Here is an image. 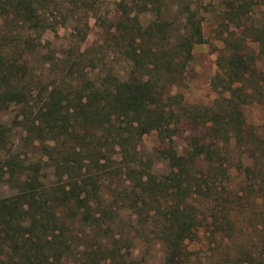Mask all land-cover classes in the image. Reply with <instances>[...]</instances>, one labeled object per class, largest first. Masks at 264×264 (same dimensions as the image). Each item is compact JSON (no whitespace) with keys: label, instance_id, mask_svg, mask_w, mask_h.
I'll return each mask as SVG.
<instances>
[{"label":"trees","instance_id":"16d2710c","mask_svg":"<svg viewBox=\"0 0 264 264\" xmlns=\"http://www.w3.org/2000/svg\"><path fill=\"white\" fill-rule=\"evenodd\" d=\"M97 1L0 0V264H193L192 242L202 264H264V116H244L264 112L255 0H225L208 105L179 91L203 43L187 0H118L111 16ZM54 11L95 15L122 69L45 49Z\"/></svg>","mask_w":264,"mask_h":264},{"label":"rangeland","instance_id":"374dc122","mask_svg":"<svg viewBox=\"0 0 264 264\" xmlns=\"http://www.w3.org/2000/svg\"><path fill=\"white\" fill-rule=\"evenodd\" d=\"M183 0H168L170 7L176 9L175 3ZM99 14L111 16L117 7L118 0H99ZM255 6H251L245 16V23L258 25L264 22V0H255ZM191 9L196 11L200 18L201 34L203 43L196 45L192 49V59L187 66L182 86L179 91L183 96V101L188 105H208L216 97L210 86V81L215 74V58L221 48L218 23L222 21L225 0H187ZM59 11V10H58ZM88 14V15H87ZM88 12H74L71 18H67L65 23H60V18L56 16L55 21L58 26L55 33H42L41 43L44 48L50 47L56 56L61 59L73 57L75 54L83 53L85 59H92L91 70L94 73L103 74L108 70L118 71L123 67L122 53L112 51L102 37H100V23L95 17ZM146 17V16H145ZM148 18V17H146ZM244 38L248 36L243 35ZM48 44V46H45ZM37 67V63L33 62ZM17 113L14 109L9 110L4 119L9 124L12 117ZM245 120L253 125L259 124L264 116V112L255 107H250L244 112ZM155 143L153 136L143 137L142 145L147 149ZM177 146L183 143L182 138L175 139ZM192 253L193 264H202L200 256L204 254L198 245L194 242L188 245ZM210 252V251H209ZM214 253V251H213ZM208 254V252H207ZM212 254V253H211ZM215 254V253H214ZM216 256V255H215ZM159 262L157 255H150L147 258V264H157ZM222 262V261H221ZM205 264H214L213 261L207 260ZM220 264V263H219ZM225 264V262H224Z\"/></svg>","mask_w":264,"mask_h":264}]
</instances>
